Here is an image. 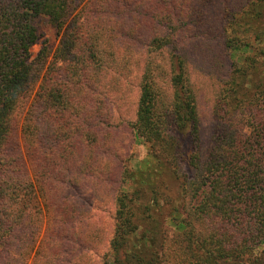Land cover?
Returning a JSON list of instances; mask_svg holds the SVG:
<instances>
[{
  "label": "trees",
  "instance_id": "1",
  "mask_svg": "<svg viewBox=\"0 0 264 264\" xmlns=\"http://www.w3.org/2000/svg\"><path fill=\"white\" fill-rule=\"evenodd\" d=\"M104 198L99 264H264V0H0V264H74Z\"/></svg>",
  "mask_w": 264,
  "mask_h": 264
},
{
  "label": "rangeland",
  "instance_id": "2",
  "mask_svg": "<svg viewBox=\"0 0 264 264\" xmlns=\"http://www.w3.org/2000/svg\"><path fill=\"white\" fill-rule=\"evenodd\" d=\"M39 32L41 34L39 42L32 47L33 53H36L41 47L42 43L46 42L48 46L54 47L57 41L55 31L48 25L40 23ZM128 129L122 127L118 133V140L122 145L121 150H125L126 154H129L133 151L134 158H140L144 154V148L141 145H134L131 147L129 143ZM123 153V152H122ZM85 193L80 195V199L83 200ZM89 220L88 229L91 232L93 242L89 241V251L84 254L80 260H77V257L74 259V264H99V257L107 248V240L110 237L112 232V219L110 212L112 211V203L110 199L104 198L98 203L89 209ZM172 231L168 232V235L171 236ZM264 251V244H261L256 252ZM264 259V253L260 256ZM243 264H248L245 262Z\"/></svg>",
  "mask_w": 264,
  "mask_h": 264
}]
</instances>
